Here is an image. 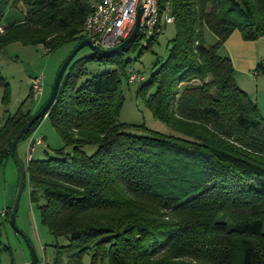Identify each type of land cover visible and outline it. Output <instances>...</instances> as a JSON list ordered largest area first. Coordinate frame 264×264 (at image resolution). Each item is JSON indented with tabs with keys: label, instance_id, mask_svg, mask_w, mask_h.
Returning <instances> with one entry per match:
<instances>
[{
	"label": "trees",
	"instance_id": "16d2710c",
	"mask_svg": "<svg viewBox=\"0 0 264 264\" xmlns=\"http://www.w3.org/2000/svg\"><path fill=\"white\" fill-rule=\"evenodd\" d=\"M94 1L0 0V55L13 42L48 53L77 45ZM20 5L22 18L6 23ZM170 15L175 35L167 58L147 81L126 73L124 55L148 50L167 24L145 44L137 38L117 53L75 57L63 77L45 118L64 147L41 160L32 159L33 149L24 167L23 191L41 223L54 238L70 241L54 246L52 264H82L88 253L90 264H264V118L237 86L230 59L218 53L235 31L245 41L264 37V0H171ZM205 29L214 44L204 42ZM93 60L113 69L88 77L85 64ZM254 72L264 75V58ZM131 74L141 79L129 82ZM123 76L140 84L136 97L175 135L144 126L147 133L136 135L129 131L134 126L119 122ZM0 87L6 106L10 93L1 73ZM23 105L0 126V168L35 113ZM90 145L97 149L88 156L83 148ZM8 249L0 242V264Z\"/></svg>",
	"mask_w": 264,
	"mask_h": 264
},
{
	"label": "rangeland",
	"instance_id": "374dc122",
	"mask_svg": "<svg viewBox=\"0 0 264 264\" xmlns=\"http://www.w3.org/2000/svg\"><path fill=\"white\" fill-rule=\"evenodd\" d=\"M23 6L13 9L5 22L9 23L14 18H22ZM175 28L172 23L167 24L162 33L158 36L157 42L153 43L148 50L140 53L141 48L129 50L124 58L130 60L126 67V73L134 71L144 77L147 81L150 75L157 69L168 55V42L174 37ZM264 37L256 41H245L238 31L233 32L230 37L219 47L220 56L229 55V59L235 71V77L252 76V56L255 53L264 51ZM203 40L207 45L216 42L215 35L208 29L204 30ZM76 43L71 42L64 45L53 53H48L41 45H23L19 42L8 44L0 55V73L9 87V102L6 106L2 104L4 88L0 87V126L3 124L7 115H14L22 106L23 111L30 110L32 113L38 111L48 99L52 84L57 72L69 54L75 48ZM89 48L81 49L75 59L90 55ZM88 77L102 74L113 69L111 65L97 61H89L85 64ZM42 78V91L36 99L28 97L32 82L36 78ZM257 86L259 97L264 96V75H259ZM139 83L128 84L125 76L121 77V90L123 103L120 110L119 122L134 126L129 131L136 135L146 134L140 126L146 130L156 131L166 135H175L165 124L153 118L151 112L146 108L141 98L136 97V90ZM255 101V99H253ZM256 102V101H255ZM260 111V110H259ZM261 114V113H260ZM263 117V116H262ZM264 118V117H263ZM36 135L43 137L45 145L36 146L31 154L32 159L41 160L55 157V151L64 147L63 141L51 126L49 121L44 118L36 130ZM31 136L27 140H22L16 147V155L23 167L27 164V148ZM96 146H86L84 152L90 156L95 153ZM72 148L66 147L64 152L71 153ZM18 168L13 158H8L0 168V210H7L11 207L16 195L18 185ZM0 242L9 249L1 255L2 264H22L23 261L30 260V254L26 245L29 242L37 264L53 263L55 256L54 246H67L70 241L66 237L54 238L41 223L40 213L35 203L29 200L28 189L22 191L15 217L17 233L0 216ZM91 254H85L82 264H90ZM98 264H108L107 260H100Z\"/></svg>",
	"mask_w": 264,
	"mask_h": 264
},
{
	"label": "built area",
	"instance_id": "2783aa9c",
	"mask_svg": "<svg viewBox=\"0 0 264 264\" xmlns=\"http://www.w3.org/2000/svg\"><path fill=\"white\" fill-rule=\"evenodd\" d=\"M171 0H97L92 2V10L84 21L83 35L85 40L103 50H110L121 45L132 33L139 10L142 14L139 19L137 38H141L142 44L154 34H159L162 26L173 22L170 15ZM162 8V12H160ZM1 31V30H0ZM136 38V39H137ZM141 79L140 76L131 74L129 82ZM42 78H36L32 82L33 97L36 99L42 91ZM44 144L43 138L34 133L28 143L27 159L37 145ZM4 216L5 211L0 210ZM22 264H32L26 260Z\"/></svg>",
	"mask_w": 264,
	"mask_h": 264
},
{
	"label": "water",
	"instance_id": "95a60500",
	"mask_svg": "<svg viewBox=\"0 0 264 264\" xmlns=\"http://www.w3.org/2000/svg\"><path fill=\"white\" fill-rule=\"evenodd\" d=\"M141 14H142V10H139L137 22H136L135 27H134L132 33L130 34V36L121 45H119L118 47H116L114 49L103 50L100 47L92 44V42L89 40H82L81 42H79L75 46V48L72 50V52L69 54L67 59L63 62L61 67L59 68L57 75L55 77V80L52 84L50 94H49L48 99L46 100L45 104L37 112H35L31 116V118L29 120H27L25 122V124L15 134V136L11 142V145H10V157L13 158L14 162L17 165L19 178H18L16 195H15V198H14L13 204L11 206V210H10L9 224L17 233L21 234V232L16 227L15 217H16V212H17V208H18V202L20 200V197H21V194H22L23 188L25 186V182H26L25 169L22 166V164L20 163V161L18 160L17 155H16V147H17L19 140L24 135V133L29 128H31V126L34 123H36L37 121H39L41 119H44L47 116L49 109L53 106V104L56 100L61 82L63 80V77H64L65 73L67 72L71 62L73 61V59L78 54V52L83 48H89L90 51L92 52V54H94L95 56H104V55L117 53L119 51H123V50L127 49L128 46L132 42H134L137 38L138 28H139V19H140ZM25 242H26V245H27L28 250H29L31 263L37 264V259L35 257V254L31 248L29 242L27 240Z\"/></svg>",
	"mask_w": 264,
	"mask_h": 264
},
{
	"label": "crops",
	"instance_id": "0c3cea01",
	"mask_svg": "<svg viewBox=\"0 0 264 264\" xmlns=\"http://www.w3.org/2000/svg\"><path fill=\"white\" fill-rule=\"evenodd\" d=\"M264 39V38H263ZM226 56L229 58L228 53H226ZM264 58V51H260L258 53L253 54L252 56V66L253 64H257L261 59ZM254 65V67H255ZM252 76L247 75L243 76L244 78H237L235 77L237 86L243 90L247 95L253 100L255 99L257 106L260 110L261 115L264 117V96L259 97V92L257 86L260 78L259 75H256L254 72V68L252 70ZM26 261V259L23 261V263Z\"/></svg>",
	"mask_w": 264,
	"mask_h": 264
}]
</instances>
